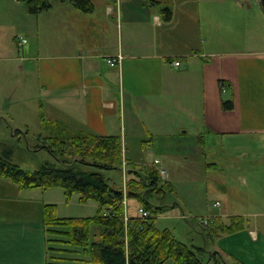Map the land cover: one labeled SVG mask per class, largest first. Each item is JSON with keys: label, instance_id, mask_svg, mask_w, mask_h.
I'll use <instances>...</instances> for the list:
<instances>
[{"label": "crops", "instance_id": "0c3cea01", "mask_svg": "<svg viewBox=\"0 0 264 264\" xmlns=\"http://www.w3.org/2000/svg\"><path fill=\"white\" fill-rule=\"evenodd\" d=\"M91 1L88 13L55 0L47 10L25 14L23 2L0 0V108L13 110L1 116L0 124L5 122L11 137L24 140L31 122H37L43 131L39 139L50 134L46 123H59L71 132L119 135L127 162L156 169H164L156 165L158 156L144 159L156 151L186 159L210 155L205 173L264 162V11L259 0ZM8 6L26 21L16 20ZM18 37L26 39L21 49ZM9 63L23 80L31 77L37 96L25 93L31 80L10 90ZM226 99H232L230 109L222 106ZM1 140L0 148L9 147ZM250 169L251 175L239 178L243 191L220 179L213 185L215 176H210L204 186L216 199L195 198L192 219L264 217L259 171ZM6 179L0 175V264H47L42 205L55 203L58 210L64 192L20 188ZM162 179L171 183L166 175ZM238 198L256 208L236 210ZM127 206L128 199L125 218L137 215ZM176 207L177 200L169 210ZM248 235L258 241L260 233L250 227ZM214 251L224 262L234 252ZM258 252L263 254L252 255L250 248L237 260H264V248Z\"/></svg>", "mask_w": 264, "mask_h": 264}, {"label": "trees", "instance_id": "16d2710c", "mask_svg": "<svg viewBox=\"0 0 264 264\" xmlns=\"http://www.w3.org/2000/svg\"><path fill=\"white\" fill-rule=\"evenodd\" d=\"M19 1L25 3L30 13L36 14L49 9L55 0ZM60 1H67L84 13L93 10L91 0ZM259 3L264 11V0H259ZM164 13L166 18L170 17L168 9H164ZM220 83L225 85L223 81ZM222 106L230 109L232 99L223 100ZM44 127L50 130V134L40 136L39 139L45 143L36 144L34 149L46 148L56 162L45 160L37 169L27 171L11 162L12 149L5 147L0 153V175L20 188L60 187L66 201L78 193L79 202L93 200L97 204L96 213L84 217H59L55 203L42 205L47 264H70L62 262L63 257L57 255V252L68 251V248L60 246L61 241L80 248L89 257L76 258L83 263L73 264H163L168 259L174 264H224L217 251H210L204 260L202 257L206 250L203 246L182 243L170 230L156 228V216L169 211L176 202V195L172 184L164 181L154 166L126 162L131 177L127 180L125 196L147 209L150 215L125 219L122 183L116 185L99 170L120 169L122 161L126 160L119 135L71 132L59 123H46ZM67 156H73V159ZM81 165L96 169H83ZM203 220L195 222L205 225H200V231L211 239L250 228L243 216H230L227 222L219 217H208L207 223ZM236 262L242 264L239 260Z\"/></svg>", "mask_w": 264, "mask_h": 264}, {"label": "rangeland", "instance_id": "374dc122", "mask_svg": "<svg viewBox=\"0 0 264 264\" xmlns=\"http://www.w3.org/2000/svg\"><path fill=\"white\" fill-rule=\"evenodd\" d=\"M23 12L25 14H29L28 9L23 3L22 7ZM8 11L10 14L14 15V18L18 21H20L22 24L24 23L25 18L21 15L20 11H18L15 8H12L11 6H8ZM7 68H9V87L11 89H15L16 87L21 88L25 82L30 81L31 77L26 76L23 80V74L19 70V68H16L15 65L9 63L7 64ZM25 75V74H24ZM31 85V86H30ZM28 85L25 88V93L31 94V96H37L36 95V86L31 80V84ZM7 108H0V119L1 116L12 112L10 108L6 110ZM10 125L12 124V121L8 122ZM39 124L37 122H31L29 125V129L27 130V136L23 140L21 135H16L14 137H11L9 133L7 132V126L5 122H1L0 124V140L1 138H4V143L8 144L12 149V155H11V162L18 165L20 168L27 170V171H33L38 168L40 163L42 161L48 160L52 162H56L55 158L45 149L41 148L38 150H35L34 147L36 144H44V140L38 139L37 133L41 132ZM43 133V131L41 132ZM45 134V132H44ZM2 141V140H1ZM219 147V146H218ZM5 147L0 148V151ZM7 148V147H6ZM221 150V149H220ZM222 151V150H221ZM240 151V150H239ZM1 153V152H0ZM154 156H158L160 159V163L156 164L157 166L164 167L167 174L166 177L171 183L173 184L174 192L176 195V200L179 203V207H176L173 210H167L166 212H162V214H158L155 218V226L159 230L168 229L172 232L174 237L185 244H195L198 246H203L208 253L210 251L219 250V249H232L234 252H230V255L228 254L226 257H224L225 262L224 264H237L235 259H240L242 255L246 256V251L251 248L252 255L261 256L263 253H259L258 250L261 248H264V217H254V216H248L247 222L249 224V227H254L256 230L259 231L260 236L258 241H253L250 239L248 235V229L239 230L238 232L234 234L224 235L221 237H215L211 239V237L203 236L201 233L200 225L195 221H193L192 214H189L190 210V204L194 202L195 198L200 197H208L206 200L208 203L210 201L216 199V196L214 194H208L207 189L204 186L205 184L210 183V176L214 175L215 179H213V185L217 186V180H223L224 182H228L234 187L237 188V190H241V186L239 184V178L242 174H248L249 171H251L250 168H256L259 172H255L256 175H259V184H260V191L262 195L264 196V162L260 163L259 165L256 164L254 166L250 165H244V169H241L239 166H234L236 170L230 169L228 171L222 172L221 170L213 172L209 171L208 173L204 172L203 165L206 162L213 161L212 156H201V155H194L189 156L186 155L189 158H185V155H181V153H172L169 152L168 154L159 153L156 151L154 154H149L148 158L144 159H152ZM70 160L73 159V156H67ZM238 159L241 160V157H238ZM216 160L218 159L215 158ZM127 158L126 161L123 160L120 169L115 170H105V169H99L103 174H105L108 177H114L116 185H119L122 183V189L123 192L126 191L127 187V180L131 177V174L128 173L127 170ZM83 169L87 170H95V167L89 166V165H81ZM205 175V177H204ZM208 177V179H206ZM8 180V179H6ZM9 181V180H8ZM57 190V192H60V190H63L60 187H54ZM59 190V191H58ZM235 191V190H233ZM243 191V190H241ZM59 197H60V193ZM171 196V195H170ZM58 198L57 196H54ZM65 196L63 198V203H58V210L57 215L62 217H79V216H91L96 213L97 206L94 207L93 204H96L95 201L89 200L86 203L79 202V194L74 193L70 199V201L65 200ZM239 198L234 200V207H236V210H246V209H255V203H250L249 205L245 202H239ZM157 203L158 201L155 200ZM159 204V203H158ZM212 205V204H211ZM210 207L212 208V206ZM261 208H264V204L259 205ZM138 203L133 199H128V206L127 211L130 214H138ZM181 210L184 212V214H188L185 218L181 217ZM92 212V213H91ZM199 222V220H197ZM258 225L257 226L255 225ZM204 225V224H203ZM205 226V225H204ZM63 237V236H61ZM229 238V239H228ZM63 239V238H62ZM227 240V241H226ZM60 246H64L65 248H68V251H61L57 252V255L63 257L62 262H67L70 264H73L74 262H81L79 260H76V258H82V259H88V256H85L82 253V250L80 248H77L75 246H72L70 244H67L65 242H59ZM245 245L248 246V249H244ZM221 247V248H220ZM242 251V252H241ZM239 257V258H238ZM208 256L205 254L202 259L206 260ZM242 261H245V264H248V260L241 259ZM169 262H173L171 259H168ZM256 263L253 264H264V260H255ZM250 263V262H249ZM252 264V263H251Z\"/></svg>", "mask_w": 264, "mask_h": 264}, {"label": "built area", "instance_id": "2783aa9c", "mask_svg": "<svg viewBox=\"0 0 264 264\" xmlns=\"http://www.w3.org/2000/svg\"><path fill=\"white\" fill-rule=\"evenodd\" d=\"M26 42V39L23 38V37H18L17 39V45H18V48L21 49L22 48V45ZM115 59H110L108 60L110 63H112ZM174 65H179V61L178 60H175L174 61ZM222 88H223V85H222ZM155 163L158 162V160H154ZM158 173L160 176H165L166 172L164 169H158ZM122 203L125 205L126 203V198L124 196L123 200H122ZM216 205H218V203H215ZM138 214L140 217H143V218H147L150 214H149V211L143 207H139L138 208ZM204 223H207V218H204L203 220Z\"/></svg>", "mask_w": 264, "mask_h": 264}, {"label": "bare ground", "instance_id": "6f19581e", "mask_svg": "<svg viewBox=\"0 0 264 264\" xmlns=\"http://www.w3.org/2000/svg\"><path fill=\"white\" fill-rule=\"evenodd\" d=\"M92 213V212H91Z\"/></svg>", "mask_w": 264, "mask_h": 264}]
</instances>
